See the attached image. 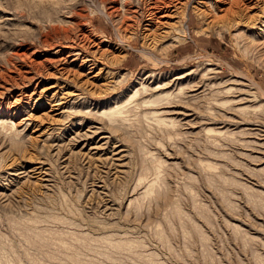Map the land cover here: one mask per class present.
<instances>
[{
  "label": "rangeland",
  "instance_id": "1",
  "mask_svg": "<svg viewBox=\"0 0 264 264\" xmlns=\"http://www.w3.org/2000/svg\"><path fill=\"white\" fill-rule=\"evenodd\" d=\"M250 1L0 0V264H264Z\"/></svg>",
  "mask_w": 264,
  "mask_h": 264
},
{
  "label": "bare ground",
  "instance_id": "2",
  "mask_svg": "<svg viewBox=\"0 0 264 264\" xmlns=\"http://www.w3.org/2000/svg\"><path fill=\"white\" fill-rule=\"evenodd\" d=\"M176 1V0H174ZM242 1L241 4H245L244 7H247L250 5L251 1L250 0H231L230 2V6L227 8V11H231V12H238L240 9V5H238V2ZM151 2V0H150ZM188 2V1H186ZM181 3V1H180ZM123 7H124V12L127 14L130 13V15H134L131 13H135L136 12V8H133V6H131L132 9H130V7L128 8L126 5V2H124V4L122 3ZM176 5V4H175ZM149 8H148V13H147V20H146V25H148L147 27H151L152 24H154V20L159 18V16H166L167 14H165V12H168L171 9V7L173 6V4L171 3V0H155L154 2L149 3ZM243 6V5H242ZM253 6V5H252ZM122 7V6H121ZM175 7V6H174ZM178 7V6H177ZM113 8V7H112ZM115 11H117L118 9L114 8ZM112 12V11H111ZM158 12H162V14H159L157 16ZM110 13V12H109ZM108 14V13H107ZM170 14V13H169ZM252 17V16H251ZM128 18V17H127ZM256 18V17H255ZM146 27V29H147ZM153 42V41H152ZM74 55V54H73ZM87 57V56H86ZM84 59V58H83ZM88 61V60H87ZM32 76V75H31ZM33 77V76H32ZM31 78V77H30ZM29 78V79H30ZM180 90V88H179ZM182 91V89H181ZM138 90H134L133 94L131 96H134L135 94H137ZM142 101V100H141ZM147 102H151L152 100L149 98L147 100H145ZM128 102V101H127ZM122 103V102H121ZM122 107L120 105H115L114 107H111L106 114L108 115L109 119H112L114 117H116L118 114H120L122 112ZM15 124H13L14 126ZM4 126V124H3ZM5 127V126H4ZM13 128V127H12ZM11 128V129H12ZM16 129V128H15ZM16 131V130H15ZM108 159V158H107ZM41 166V165H40ZM33 167V166H32ZM39 168V167H38ZM27 169V168H26ZM29 169V168H28ZM38 170V169H37ZM35 170V171H37ZM43 170V169H42ZM21 171V170H20ZM40 171V170H39ZM44 171V170H43ZM23 172V171H22ZM25 172H23L24 174ZM35 173V172H34ZM38 173V172H37ZM16 174V173H15ZM28 174V173H27ZM29 175V174H28ZM17 176V175H16ZM43 176V175H42ZM44 177V176H43ZM42 178V177H41ZM48 179V178H47ZM27 180V179H26ZM31 181V180H30ZM7 188V187H6ZM10 192V191H9ZM10 198V197H9Z\"/></svg>",
  "mask_w": 264,
  "mask_h": 264
}]
</instances>
